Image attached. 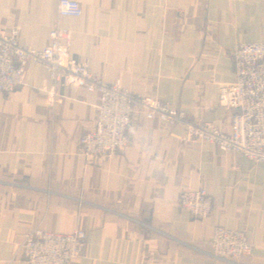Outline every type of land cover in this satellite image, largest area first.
<instances>
[{
  "label": "crops",
  "instance_id": "obj_1",
  "mask_svg": "<svg viewBox=\"0 0 264 264\" xmlns=\"http://www.w3.org/2000/svg\"><path fill=\"white\" fill-rule=\"evenodd\" d=\"M58 0H0V31L16 29L38 51L56 23L72 32L73 59L101 82L230 131L219 106L235 81L232 53L264 43V0H71L81 18L61 19ZM47 70L29 64L23 87L0 93V264H26L25 235L40 229L87 233L73 264H264V166L213 145L183 143L185 125L148 121L129 128L134 149L111 162L87 159L80 139L93 131L100 95L60 88L53 116ZM204 189L211 215L195 220L180 194ZM245 232L251 254L212 257L216 228ZM6 258V262L4 260Z\"/></svg>",
  "mask_w": 264,
  "mask_h": 264
},
{
  "label": "built area",
  "instance_id": "obj_2",
  "mask_svg": "<svg viewBox=\"0 0 264 264\" xmlns=\"http://www.w3.org/2000/svg\"><path fill=\"white\" fill-rule=\"evenodd\" d=\"M56 12L61 19L83 15L82 6L71 0H58ZM71 48L72 32L61 23L53 26L48 45L41 51L23 46L16 29L8 34L0 31V93L8 94L24 86L29 64L41 66L49 73L51 96L47 111L51 116L57 109L60 88L82 87L98 93L100 107L95 128L80 139L87 159L111 162L119 153L134 149L129 128L134 115L142 112L148 121L173 127L185 125L184 136L173 134L183 143L213 145L222 153L239 155L264 166V43L239 45L232 53L235 81L222 86L219 95V106L233 112L229 132L202 120L187 121L182 112L125 90L119 82L99 81L86 64L73 59ZM176 205L195 220L208 218L214 207L212 198L202 188L180 194ZM86 243L87 233L83 230L62 235L37 229L25 235L21 250L26 264H73L84 254ZM252 249L245 232L215 229L212 257L239 263Z\"/></svg>",
  "mask_w": 264,
  "mask_h": 264
}]
</instances>
